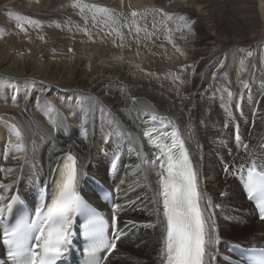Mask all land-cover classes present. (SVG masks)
Masks as SVG:
<instances>
[{
	"label": "bare ground",
	"instance_id": "1",
	"mask_svg": "<svg viewBox=\"0 0 264 264\" xmlns=\"http://www.w3.org/2000/svg\"><path fill=\"white\" fill-rule=\"evenodd\" d=\"M221 1L0 0V38L31 19L46 37L43 47L28 44L43 48L38 59L0 52V207L16 190L37 205L43 190L51 192L58 159L73 153L78 188L100 176L117 190L122 226L130 223L104 264H165L157 163L141 129L154 114L182 131L204 214L220 237L205 264H229L225 241L264 247V222L234 177L246 162L258 164L264 151V41L258 39L264 0ZM93 5L137 13L109 20ZM92 13L115 22L121 34L89 33ZM142 26L146 36L137 37ZM154 31L161 33L155 43L149 39ZM220 40L241 49L227 54L224 47L207 58Z\"/></svg>",
	"mask_w": 264,
	"mask_h": 264
},
{
	"label": "snow or ice",
	"instance_id": "2",
	"mask_svg": "<svg viewBox=\"0 0 264 264\" xmlns=\"http://www.w3.org/2000/svg\"><path fill=\"white\" fill-rule=\"evenodd\" d=\"M92 7L107 15L109 20L112 19L110 9L95 5ZM133 15L136 13L133 12ZM179 19L185 18L181 16ZM184 26L189 25L186 22ZM16 135L20 136L19 131ZM144 136L149 145L156 148L159 156L163 157L158 164L160 171L157 173L158 196L162 199L156 212L157 222L162 225L161 251L165 264H205L206 256L211 255L208 249L218 244L220 237L214 231V223L209 226L208 220L211 217H206L204 209L201 208L202 196L197 184V174L184 142L177 131L164 137L155 128H146ZM78 185L77 161L74 156L69 155L61 174L58 192L51 205L36 207L34 214L27 213L11 229H5L3 238L5 243L15 246L13 255L21 257L19 264H57L67 249L68 226L72 214L82 209L87 210ZM248 190L254 194L251 198L259 202L261 219H264V171L256 173L254 167L250 169ZM257 192L259 195H255ZM208 204L211 206L210 198ZM4 214L5 208L0 207V217ZM106 223L102 216L93 214V219L85 226L90 235L97 237L87 250L90 257L88 264H104L107 256L98 257L97 252L103 248L110 254L116 248L114 242L103 239V226ZM33 233H36L34 237ZM33 239L35 243L32 242ZM261 264H264V259Z\"/></svg>",
	"mask_w": 264,
	"mask_h": 264
},
{
	"label": "rangeland",
	"instance_id": "3",
	"mask_svg": "<svg viewBox=\"0 0 264 264\" xmlns=\"http://www.w3.org/2000/svg\"><path fill=\"white\" fill-rule=\"evenodd\" d=\"M221 4L224 5V0L221 1ZM171 5V3H170ZM177 5H180V4H177ZM183 4H181L182 6ZM137 6V5H135ZM105 8H108V6L104 5ZM184 7V6H182ZM76 9H78V11H81V13L85 10V9H81V8H78L76 6ZM227 11V9H226ZM133 12L137 13L135 8H128L126 10H118V9H115L113 11H111V16L113 18V16L115 14H119V13H125V14H129L131 13V15L133 14ZM82 15V14H81ZM80 15V17H81ZM105 17L108 18L107 15L103 14ZM83 16V15H82ZM84 17V16H83ZM15 19V18H14ZM143 20V19H141ZM140 20V21H141ZM33 19L30 20V22H28V25L25 24L22 28V26L20 28H16L15 31H13L14 33L13 34H6L5 38L4 36L2 38H0V52H2L4 54L5 57H8L9 59H13V60H28L30 58H39L40 55V52L39 51H43L41 54L43 55L45 53V51L43 50V45L45 44L46 42V37L43 35V36H40L42 35L43 32V26L40 25L41 27L39 29H37V27L35 25H32L33 24ZM137 22V21H135ZM34 27H32V26ZM118 25H121V24H118ZM36 27V28H35ZM90 28V30H87L89 33H92L94 34L95 31H100L101 34H104V29L105 31H118L120 34H121V30L118 28L117 25H115V22H106V23H103V22H100L98 19H97V16L92 13L91 14V19L89 22H86L85 24V28ZM129 28V27H128ZM140 28V27H139ZM101 29V30H100ZM131 28L128 29V33L130 31ZM81 32L84 31V28L83 29H80ZM85 32V31H84ZM153 34V35H152ZM151 36H150V40L151 41H154V43L156 42V40H158L161 36V33L159 31H154L152 32ZM109 35V34H108ZM138 36H146V33H145V29L144 27L142 26L140 28V33L137 34V37ZM13 39L14 43L16 42V44H13V43H9L8 39ZM41 38V39H40ZM259 42H263L264 41V28L261 29V32L259 34ZM40 40V41H39ZM127 40V39H126ZM34 41H37L38 43L40 42V45L42 44V47L38 48V49H34L32 50L31 47H28V44H32ZM182 40H179V42H181ZM8 43V44H7ZM23 43V44H22ZM218 43V44H217ZM10 44V45H9ZM18 44V45H17ZM29 44V45H30ZM227 44V45H226ZM22 45V46H21ZM24 45V46H23ZM128 44L124 45V47H126ZM217 45V46H215ZM27 49H26V47ZM221 46V48H220ZM228 46V47H227ZM234 46V47H233ZM236 46V47H235ZM224 47L226 48L225 51L224 50V53L227 52V54L229 53V51H233L234 52H239V49H241V47L235 43H232V42H228L227 41H223V40H220L219 42L216 41V43H214L213 45L210 46L209 50L207 51V54H206V57L208 58H211V56L215 55L216 53H218L219 51H222V49H224ZM261 47L264 48V46L262 45ZM25 48V49H24ZM42 48V49H41ZM220 48V50H219ZM30 50V51H29ZM218 51V52H216ZM32 52V53H31ZM35 52V53H34ZM0 53V60L3 58L1 56ZM34 53V54H33ZM264 51L261 53V59L264 60ZM33 54V55H32ZM39 54V56L37 55ZM29 55V56H28ZM36 56V57H35ZM44 56V55H43ZM1 63V62H0ZM130 152V151H129ZM109 164V163H108ZM106 169H108V165H106Z\"/></svg>",
	"mask_w": 264,
	"mask_h": 264
}]
</instances>
